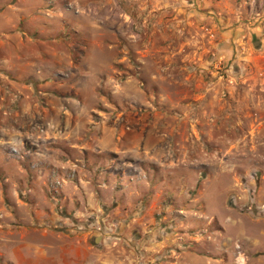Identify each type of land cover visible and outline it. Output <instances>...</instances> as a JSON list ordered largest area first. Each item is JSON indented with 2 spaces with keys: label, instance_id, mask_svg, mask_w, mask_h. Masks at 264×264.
Listing matches in <instances>:
<instances>
[{
  "label": "rangeland",
  "instance_id": "obj_1",
  "mask_svg": "<svg viewBox=\"0 0 264 264\" xmlns=\"http://www.w3.org/2000/svg\"><path fill=\"white\" fill-rule=\"evenodd\" d=\"M71 250L264 264V0H0V264Z\"/></svg>",
  "mask_w": 264,
  "mask_h": 264
},
{
  "label": "crops",
  "instance_id": "obj_2",
  "mask_svg": "<svg viewBox=\"0 0 264 264\" xmlns=\"http://www.w3.org/2000/svg\"><path fill=\"white\" fill-rule=\"evenodd\" d=\"M71 182H73V185H71L73 187L81 185V182L79 183H75L74 181ZM67 184L70 185V183L65 182V186H67ZM83 235L84 234H80L77 237H81ZM78 243L80 244V242ZM32 254L33 253L30 252L31 258H34ZM39 259L40 260H38V262H40V264H111L110 263L111 259L109 258V256L106 253L98 250H94V251L87 250V251H83L82 254H79L71 250L65 252L64 254H59L58 256L48 257L46 258L45 261L43 256H40Z\"/></svg>",
  "mask_w": 264,
  "mask_h": 264
}]
</instances>
